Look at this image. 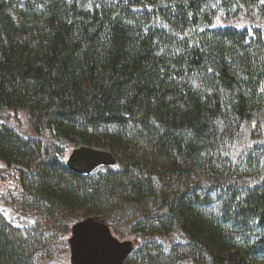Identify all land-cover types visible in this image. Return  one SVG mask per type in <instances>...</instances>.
Returning a JSON list of instances; mask_svg holds the SVG:
<instances>
[{
  "label": "trees",
  "instance_id": "trees-1",
  "mask_svg": "<svg viewBox=\"0 0 264 264\" xmlns=\"http://www.w3.org/2000/svg\"><path fill=\"white\" fill-rule=\"evenodd\" d=\"M0 119L32 218L0 212V264H69L89 216L127 264H264V0H0Z\"/></svg>",
  "mask_w": 264,
  "mask_h": 264
},
{
  "label": "water",
  "instance_id": "water-1",
  "mask_svg": "<svg viewBox=\"0 0 264 264\" xmlns=\"http://www.w3.org/2000/svg\"><path fill=\"white\" fill-rule=\"evenodd\" d=\"M66 165L77 173H89L101 165H115L113 155L105 150L80 146L72 149ZM67 237L70 264H126L133 248L130 240H119L104 217L89 216L70 227Z\"/></svg>",
  "mask_w": 264,
  "mask_h": 264
},
{
  "label": "rangeland",
  "instance_id": "rangeland-1",
  "mask_svg": "<svg viewBox=\"0 0 264 264\" xmlns=\"http://www.w3.org/2000/svg\"><path fill=\"white\" fill-rule=\"evenodd\" d=\"M10 121L19 130H21L25 135L34 136L35 134L34 131L29 126L26 118L24 117L22 113H17L11 116ZM0 180H1L0 181V194L5 193L2 196H0V212H2L10 220L14 221L15 224L16 222H18L17 219L21 220L23 224H27L28 222H31L32 218L30 215L21 214V212L17 208H15V206L12 203H10L6 198V193L10 192L11 190L13 191L15 184L9 172V169L5 168V165L2 162H0Z\"/></svg>",
  "mask_w": 264,
  "mask_h": 264
},
{
  "label": "bare ground",
  "instance_id": "bare-ground-1",
  "mask_svg": "<svg viewBox=\"0 0 264 264\" xmlns=\"http://www.w3.org/2000/svg\"><path fill=\"white\" fill-rule=\"evenodd\" d=\"M76 148V147H75ZM74 149V148H73ZM72 151V149L69 151V153ZM69 153H68V155H69ZM68 155H67V157H68ZM67 157H66V159H67ZM113 158H114V156H113ZM114 160H115V158H114ZM116 161V160H115ZM66 163V162H65ZM116 164V163H115ZM101 166H104V165H101ZM99 167V166H98ZM97 168V167H96ZM95 168V169H96ZM94 170V169H93ZM82 174V173H81ZM102 217V216H101ZM107 221V220H106ZM76 223V222H75ZM74 224V223H73ZM72 224V225H73ZM71 225V226H72ZM112 232V231H111ZM113 234V233H112ZM69 235H70V232H69ZM114 235V234H113ZM115 236V235H114ZM69 237V236H68ZM119 239V238H118ZM119 240H121V239H119ZM123 240H130L132 243H133V241L131 240V239H123ZM66 243H67V240H66ZM67 246H68V243H67ZM133 246H134V244H133ZM133 249V248H132ZM132 251V250H131ZM130 254V253H129ZM128 257V256H127ZM127 259V258H126ZM68 262H69V247H68ZM125 262H126V260H125ZM70 264V263H69ZM127 264V263H126Z\"/></svg>",
  "mask_w": 264,
  "mask_h": 264
}]
</instances>
